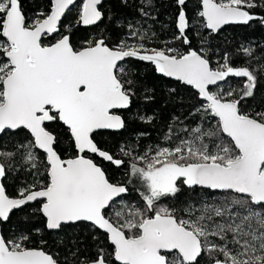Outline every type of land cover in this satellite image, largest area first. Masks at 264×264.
I'll use <instances>...</instances> for the list:
<instances>
[{
  "label": "snow or ice",
  "instance_id": "snow-or-ice-1",
  "mask_svg": "<svg viewBox=\"0 0 264 264\" xmlns=\"http://www.w3.org/2000/svg\"><path fill=\"white\" fill-rule=\"evenodd\" d=\"M119 2L135 16L0 0V264H264V45L212 43L227 25L264 28V0H170L163 41L156 0ZM144 66L172 82L169 104L192 90L186 114L171 115L167 146L142 147L140 132L108 148L98 137L155 119L133 112L156 99ZM17 211L23 226L5 232ZM85 223L91 249L65 232Z\"/></svg>",
  "mask_w": 264,
  "mask_h": 264
},
{
  "label": "trees",
  "instance_id": "trees-1",
  "mask_svg": "<svg viewBox=\"0 0 264 264\" xmlns=\"http://www.w3.org/2000/svg\"><path fill=\"white\" fill-rule=\"evenodd\" d=\"M41 5V0H24V7L26 11L31 14V10L38 8ZM156 6L159 9L157 15V22L154 24L155 31L158 34L159 40H168L172 37L171 29V20L169 19L170 13L173 9L170 6V0H156ZM105 8L110 9V11L116 15L124 16L127 15L129 18L135 16V13L132 11L131 8H124L120 5L119 0H109L105 3ZM255 11L259 12V9ZM71 16L68 17V20H71ZM107 25H110L109 31L115 33L116 26L112 24L111 21L106 20L104 22ZM151 23V22H150ZM164 25H168V27H163ZM101 27H104L102 24ZM78 35H85V32L81 30ZM213 45L218 46L220 52L227 50L229 52H233L238 45L244 44L245 46H251L256 50L257 56L262 55L260 53V45H264V28H261L259 24H254L252 27L242 26V25H232L228 26L223 29L219 34L216 35L215 39L213 40ZM218 59L217 56H213V61ZM247 59V58H246ZM255 64L256 62L253 61ZM141 73L144 76L147 84L156 87V99L154 101H144V100H137V105H139V109L136 107L133 108V112L139 111L143 115L148 116H155V119L151 124L141 123L140 121L129 118L128 128L120 135L104 133L98 139L101 141L102 144L106 145L108 148L113 150L116 149L117 142L121 141L124 138H129L135 140L137 134L140 132H145L148 135L141 137L140 140L142 141V147H146L147 145L154 144L156 142H160L167 146L170 142L163 141V135L166 132V126L169 123L171 115H181L182 113L186 114V106L190 102L189 96L187 93L191 92V89H186L184 86H180V92L184 99V105L181 106L177 104H169L167 102V92H166V85L172 83L167 79H161L157 74L151 71L150 68L144 66L141 68ZM240 78H229L233 84L238 83ZM257 101L264 98V84H261L259 91L256 93ZM252 101H249L251 103ZM10 139L9 137H5V140ZM140 149H138L139 151ZM110 173L116 175L117 179L123 178L121 170H116L114 166L105 165ZM20 183L19 180H15L13 176L10 174L6 184L8 185V192L12 195L16 193V185ZM133 198L136 196V193L130 194ZM20 212H14L11 217L10 224L4 225L5 232L14 230L16 227L23 226V222L21 221ZM39 226V225H37ZM67 235L69 236H78L81 240V246H87L88 248L93 247V240H92V232L89 230L88 224H80L76 226H71L65 230ZM64 236L65 234H60ZM57 237H49V244L52 245Z\"/></svg>",
  "mask_w": 264,
  "mask_h": 264
},
{
  "label": "water",
  "instance_id": "water-1",
  "mask_svg": "<svg viewBox=\"0 0 264 264\" xmlns=\"http://www.w3.org/2000/svg\"><path fill=\"white\" fill-rule=\"evenodd\" d=\"M107 1H109V0H105V3H106ZM228 26H232V25H227V26L224 27V29H225L226 27H228Z\"/></svg>",
  "mask_w": 264,
  "mask_h": 264
}]
</instances>
